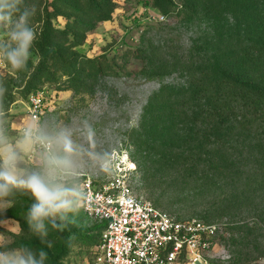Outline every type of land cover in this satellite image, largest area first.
I'll return each mask as SVG.
<instances>
[{
    "label": "trees",
    "instance_id": "1",
    "mask_svg": "<svg viewBox=\"0 0 264 264\" xmlns=\"http://www.w3.org/2000/svg\"><path fill=\"white\" fill-rule=\"evenodd\" d=\"M209 1L185 4L197 15L204 10L211 29L173 55L185 80L162 84L149 98L138 127L132 129L134 143L145 151L149 186L175 193L191 191L185 200L192 196L213 207L210 218L226 217L224 231L237 244L234 264H264V0ZM117 3L22 0L21 9H35L32 19L38 26L31 52L38 53L40 60L34 65L31 54L21 93L28 97L45 82L57 81L61 89L84 95L92 92L99 75L117 73L105 54L88 56L70 50L85 42L98 20L111 18ZM60 15L66 18L63 32L72 34L64 45L51 41L53 20ZM161 47L152 41L137 50V57L153 65L152 74L168 66ZM59 73L66 77L61 80ZM13 86V76L0 67V110L16 99ZM155 148L161 150L150 152ZM3 198L29 200L21 188ZM21 210L0 211V220L14 217L22 222ZM97 228L101 234L102 225ZM57 231L64 236L71 233L65 228Z\"/></svg>",
    "mask_w": 264,
    "mask_h": 264
},
{
    "label": "rangeland",
    "instance_id": "2",
    "mask_svg": "<svg viewBox=\"0 0 264 264\" xmlns=\"http://www.w3.org/2000/svg\"><path fill=\"white\" fill-rule=\"evenodd\" d=\"M188 1L118 0L113 16L98 20L86 33L85 42L70 49L88 56L105 54L117 73L99 75L92 82V92L84 95L75 93L73 89H61L57 81L42 84L44 103L37 123L39 131L52 141L53 146L51 150H43L33 141L30 149L22 153L17 170L21 175L39 172L49 183L73 189L72 208L45 221L48 235L46 242L42 243L26 220L27 212L35 202L32 193L21 188L28 193L27 202L18 198H0L1 212L23 208L22 222L14 217L0 220V245L5 246L0 251L18 253L30 248L38 254L43 249L48 253L45 264H100L98 220L84 211L78 185L88 174L102 178L119 171V163L128 165V158L135 161L136 167L125 171L126 176L139 196L176 217H196L206 222L205 218H217L214 222L218 229L205 254L210 264H234L237 244L233 242L231 233L224 231L226 217L210 218L209 214L215 211L213 207L194 200L192 196L185 200L184 196L191 191L175 193L166 187L149 186L145 179V151L137 148L133 138L132 129L138 127L149 98L162 84H177L185 80L173 55L184 47H190L198 38L206 37L211 29L210 19L204 15V10L197 15L186 7ZM203 2L206 5L210 1ZM35 16L31 17L30 25L37 31L38 23L32 19ZM218 17L222 20L225 15L221 13ZM53 23L55 29L50 31L52 43H70L72 34L63 32L66 18L57 16ZM10 28V24L0 25V40L5 43H10L7 40ZM152 41L163 46L161 56L168 63L166 70L157 74L151 73L153 65L136 55L138 48ZM31 53L34 65L38 64L40 55ZM0 67L13 76L16 93V99L9 108L0 110V134L14 146L22 138V126L35 125L28 111L27 95L21 93L27 69L15 72L3 59H0ZM65 77L59 73L61 80ZM65 136L71 141V153L64 151L62 139ZM158 150L161 148L150 152ZM52 157L69 159L71 170L46 166V161ZM58 228L68 229L71 233L64 236L57 231ZM85 232L89 235L86 236Z\"/></svg>",
    "mask_w": 264,
    "mask_h": 264
},
{
    "label": "built area",
    "instance_id": "3",
    "mask_svg": "<svg viewBox=\"0 0 264 264\" xmlns=\"http://www.w3.org/2000/svg\"><path fill=\"white\" fill-rule=\"evenodd\" d=\"M28 111L33 126L34 144L43 150L52 149V141L39 131L38 119L43 106V91L31 92ZM118 170L100 178L86 175L79 185L82 207L102 225L100 264H210L205 250L218 229L214 221L196 217L174 216L151 200L139 196L126 172L136 167L127 158Z\"/></svg>",
    "mask_w": 264,
    "mask_h": 264
},
{
    "label": "clouds",
    "instance_id": "4",
    "mask_svg": "<svg viewBox=\"0 0 264 264\" xmlns=\"http://www.w3.org/2000/svg\"><path fill=\"white\" fill-rule=\"evenodd\" d=\"M21 3L22 0H0V25H11L7 34L10 43L0 40V59L5 60L15 71L26 67L36 40V33L30 25L35 9H21ZM2 92L3 89H0V94ZM34 139L32 128L26 129L14 146L0 134V198L10 195L14 188L26 189L32 193L35 202L30 206L26 220L30 230L43 243L48 235L45 221L70 211L75 193L71 188L49 183L39 172L27 175L18 173L21 155L30 149ZM62 143L65 153H71V141L66 136L63 137ZM46 166L70 171L71 161L67 158L52 157L46 161ZM53 226L56 227L55 224ZM47 258L48 253L43 249L38 254L30 248H24L18 253L0 251V264H45Z\"/></svg>",
    "mask_w": 264,
    "mask_h": 264
}]
</instances>
